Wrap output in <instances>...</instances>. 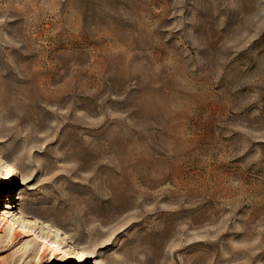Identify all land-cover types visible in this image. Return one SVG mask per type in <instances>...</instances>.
I'll use <instances>...</instances> for the list:
<instances>
[{"label": "rangeland", "instance_id": "obj_1", "mask_svg": "<svg viewBox=\"0 0 264 264\" xmlns=\"http://www.w3.org/2000/svg\"><path fill=\"white\" fill-rule=\"evenodd\" d=\"M4 162L0 264H264V0H0Z\"/></svg>", "mask_w": 264, "mask_h": 264}, {"label": "bare ground", "instance_id": "obj_2", "mask_svg": "<svg viewBox=\"0 0 264 264\" xmlns=\"http://www.w3.org/2000/svg\"><path fill=\"white\" fill-rule=\"evenodd\" d=\"M2 167H3V172L6 173L7 177H4L0 180L1 184L4 181L10 180L11 178H13V175L16 171L15 166L9 162H4ZM7 215H10V217H12V216L14 217V212L8 213ZM3 220L6 222V225H7L6 229L12 230L14 235H19V236L26 235V232H25L26 226H30L32 229H34L35 225H36V223H34L32 220H29L23 224H22V222H19L18 220H16V218L11 219L10 222H8L9 218H7V217H3ZM44 238L45 237H43V236L41 237V242L43 244L45 243L42 241V240H44ZM44 246L46 247V244ZM50 246H53V244H49L48 247H50ZM59 249H56V250L58 251ZM61 253H63V250H59V254H61ZM53 256H55L54 250H53ZM79 258L81 261H84L85 260V254L82 252L79 255Z\"/></svg>", "mask_w": 264, "mask_h": 264}]
</instances>
